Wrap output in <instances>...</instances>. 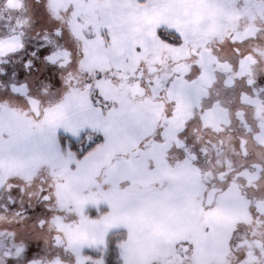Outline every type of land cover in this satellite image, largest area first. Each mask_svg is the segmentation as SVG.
I'll use <instances>...</instances> for the list:
<instances>
[{"label":"rangeland","instance_id":"374dc122","mask_svg":"<svg viewBox=\"0 0 264 264\" xmlns=\"http://www.w3.org/2000/svg\"><path fill=\"white\" fill-rule=\"evenodd\" d=\"M235 1L252 5L250 13L264 14L260 2L264 0H161L143 7L137 0L51 2V16L56 15L57 21L61 10L67 9L68 23L79 36L75 38L79 42L69 36L70 43L79 54L68 69L52 70L39 122L21 107L0 118V197L11 188L10 198H29L33 211L42 212L31 230L23 228L21 212L18 223L8 219L11 214L0 212V243L18 248L21 262L99 264L106 234L109 243L125 241L121 248L127 264H184L178 260L191 259L183 254L191 245L192 257L199 262L213 249L221 253L223 244L218 240L203 243L206 231L200 222L188 221L184 206L181 211L173 207L177 199L170 191L161 195L150 188L133 199L132 193L107 185L105 177L116 160L134 156L141 141L155 136L164 109L147 90L161 77L173 75L190 49L203 40L197 37L194 21L212 17L215 2L232 8ZM162 27L176 44L159 38ZM100 74L104 78L97 80ZM88 81L93 82L91 90ZM96 88L111 106L103 112V105L93 107L90 101ZM84 126L104 134L106 142L87 159L78 160L75 152L61 151L55 134L58 127L75 134ZM41 182L52 197L48 203L37 199ZM40 219L45 220L43 228L38 226ZM109 259L115 262V250Z\"/></svg>","mask_w":264,"mask_h":264},{"label":"flooded vegetation","instance_id":"af4514ba","mask_svg":"<svg viewBox=\"0 0 264 264\" xmlns=\"http://www.w3.org/2000/svg\"><path fill=\"white\" fill-rule=\"evenodd\" d=\"M52 1L0 0V59L6 61L0 63V98L8 99L0 105V118L21 107L39 122L52 70L68 69L79 54L70 43V37L79 36L68 23L67 9L61 10V20L57 21L56 15L51 16ZM157 1L161 0H150ZM221 3H214L212 17L194 21L197 37L203 40L190 49L186 62L147 90L158 97L156 104L164 109L158 122L163 138L156 130L155 139L146 140L143 151L113 165L140 160L138 166L130 165L133 171L129 176L118 178L125 180L118 190L138 194L156 188L161 195L170 191L177 199L173 207L178 211L185 207L188 221L200 222L199 227L206 231L203 243L218 240L223 244L220 254L213 249L202 262L192 257L193 246H186L183 254L191 259L178 262L239 264V257L247 253L248 264H264V94L255 95L244 84L246 79L264 84V14L250 13L254 7L242 1H235L232 8ZM57 30L64 33L62 38ZM49 43L60 48L53 57L60 68L49 66L41 56ZM13 73L17 74L15 80ZM137 76L140 79L139 73ZM24 82L35 97L31 101L34 109L6 91L12 83L19 86ZM18 91L21 96L29 95V89L18 87ZM241 91L248 95L242 98ZM165 113L174 115L165 120ZM185 129L184 139H178V133ZM164 161L169 167L167 178L161 171L153 176L156 166ZM10 192L1 195L0 212L11 214L8 219L17 223L21 212L25 216L23 228L31 230L42 212L33 211L29 198H10ZM37 199L50 202L41 194ZM43 225L45 220L40 219L38 226ZM184 236L195 238L193 234ZM13 246L0 243V264H42V260L21 262L19 249Z\"/></svg>","mask_w":264,"mask_h":264},{"label":"snow or ice","instance_id":"6c2138e0","mask_svg":"<svg viewBox=\"0 0 264 264\" xmlns=\"http://www.w3.org/2000/svg\"><path fill=\"white\" fill-rule=\"evenodd\" d=\"M144 3V4H149L150 0H137V3ZM172 31L173 34H176L174 30H169ZM57 35L60 36L61 38L64 36V33L57 30ZM70 35V33H69ZM178 36L179 40V35ZM158 36L159 38L164 41L168 42L171 44H176L177 41H171L169 39V36L165 34V29L162 27L161 29L158 30ZM67 50V49H65ZM60 51V48L56 44H45L43 51L41 53L42 58L45 60V62L53 67V68H60L62 66L57 65L55 61L53 60V57L58 54ZM6 61L3 59H0V63H5ZM31 67V65H29ZM199 67V66H197ZM202 74V70H201ZM3 75L7 76V72H4ZM153 74L149 73L150 79L146 83H151V76ZM17 74L13 73V80L16 79ZM103 74H100L96 77L97 80L103 79ZM199 77H197L198 79ZM140 80H143V75L141 74ZM140 82V81H137ZM194 82V81H193ZM62 83L61 80L57 81V86H60ZM245 87L252 90V93L255 95H261L264 94V84H262L261 81L259 80H253V79H246L244 80ZM86 86L91 90L93 88V82L88 81L86 82ZM18 87H23L25 89H29V95L27 96H21ZM232 87H235L233 84ZM6 91L10 93L11 96L16 97L26 103L29 104V107H31V101L35 99L31 95V90L29 88V84L27 82L22 83L21 85H17L16 83H12L6 88ZM248 95V93L241 91V97L243 98L244 96ZM90 101L93 105V107H97L99 105H103V107H100V111L103 112L105 107H111L109 105V102L103 97L101 94L100 90L98 88L95 89V96L90 95ZM5 103H8L7 98H0V105H3ZM218 103V102H215ZM215 106V104L213 105ZM173 114H168L165 113V120L171 119L173 117ZM157 133L160 135L161 139L163 138V132L158 128ZM186 134V129L182 130L180 133H178V139H184V136ZM56 140L60 146L61 151H67L68 153L75 152L77 154V159L78 160H83L87 159L89 154H91L93 151H95L100 145L106 142V137L104 134L95 132L92 128L84 126L81 127L78 132L75 134L72 132L66 131L63 127H58L56 130ZM155 139V136L153 137ZM82 141H86V143L82 144ZM147 147V142L146 141H141L138 144V148H140L141 151H143ZM131 185L129 184V188ZM8 191H11V188L7 189ZM127 190V189H126ZM41 196L44 200L50 201L52 199L51 196L47 194L46 191H44L43 188V182H41ZM254 191H258L254 189ZM132 198L135 199L136 196L138 195L137 193L133 192ZM14 203V201H12ZM49 211L51 209L49 208ZM97 213H94L96 215ZM125 232H127V229H124ZM125 241L124 240H113L111 243H109V238L108 234L105 235V240L104 244L100 247L103 248V251L99 252V255L97 257V260L99 264H127V262L124 259L123 256V249L121 248V244H123ZM115 250L116 252V259L115 262L109 257L111 256L112 251ZM88 259H93L91 256L88 257ZM239 264H248V254H244L243 256L239 257Z\"/></svg>","mask_w":264,"mask_h":264},{"label":"water","instance_id":"95a60500","mask_svg":"<svg viewBox=\"0 0 264 264\" xmlns=\"http://www.w3.org/2000/svg\"><path fill=\"white\" fill-rule=\"evenodd\" d=\"M34 102V101H32ZM31 102V103H32ZM32 109H34L33 106H31ZM36 112V111H35ZM38 115V114H37ZM157 145V144H155ZM155 147V146H154ZM140 163V160H135V161H130V162H119L114 164L113 166L110 167L108 170L106 177H105V182L108 185H111L115 189H119L121 185L125 182L124 179H118L119 177L125 176V175H130V172H132L133 168L130 166L132 164L138 166ZM130 166V167H129ZM157 171V172H156ZM156 171L152 174L153 176L157 175L160 171L165 175V178L169 175V167L166 164V162H161L159 165L156 166ZM150 185L154 184V182H150ZM30 264H37V262H31Z\"/></svg>","mask_w":264,"mask_h":264}]
</instances>
